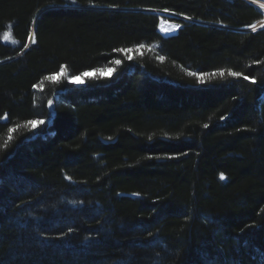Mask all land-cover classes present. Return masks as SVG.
I'll list each match as a JSON object with an SVG mask.
<instances>
[{
	"label": "trees",
	"instance_id": "1",
	"mask_svg": "<svg viewBox=\"0 0 264 264\" xmlns=\"http://www.w3.org/2000/svg\"><path fill=\"white\" fill-rule=\"evenodd\" d=\"M263 19L0 0V264H264Z\"/></svg>",
	"mask_w": 264,
	"mask_h": 264
},
{
	"label": "rangeland",
	"instance_id": "2",
	"mask_svg": "<svg viewBox=\"0 0 264 264\" xmlns=\"http://www.w3.org/2000/svg\"><path fill=\"white\" fill-rule=\"evenodd\" d=\"M246 1L249 2V3H251V4H253L249 0H246ZM257 2L258 1H256V3ZM254 6L259 7L260 9H264V6L263 7L262 6H257V5H254ZM159 28H160V30H161V32L163 34L169 35V34L176 33L178 31V29H179V25L178 24H175L173 22H170L168 20H165L164 18H162ZM248 28L253 29V30L254 29H259V25H257V26L253 25V26L248 27ZM111 71H112L111 69H107V70L101 71L100 74H102V75H110L111 74ZM92 74H94V72L89 73V75H92ZM72 82H74L77 85H81V84H85V79H84V77L79 76V77H76V78L72 79Z\"/></svg>",
	"mask_w": 264,
	"mask_h": 264
},
{
	"label": "water",
	"instance_id": "3",
	"mask_svg": "<svg viewBox=\"0 0 264 264\" xmlns=\"http://www.w3.org/2000/svg\"><path fill=\"white\" fill-rule=\"evenodd\" d=\"M152 12H155V13H158L160 15H165V16H170V17H174V18H178V19H186L184 18L183 16L181 15H178L176 13H173V12H169V11H156V10H152ZM244 31H249V30H253V29H250V28H243ZM8 119V117H4V120L6 121ZM102 141L104 143H111L112 141L111 140H106V139H102ZM223 178H225V176H223ZM121 196H124V197H130V198H134L137 196L136 193L134 192H120L119 193Z\"/></svg>",
	"mask_w": 264,
	"mask_h": 264
},
{
	"label": "built area",
	"instance_id": "4",
	"mask_svg": "<svg viewBox=\"0 0 264 264\" xmlns=\"http://www.w3.org/2000/svg\"><path fill=\"white\" fill-rule=\"evenodd\" d=\"M249 1H251L252 3H256V2H254L252 0H249ZM257 1H258L256 3L257 6H262V7L264 6L263 0H257ZM257 25H259V28H263L264 27V19L259 21L255 26H257Z\"/></svg>",
	"mask_w": 264,
	"mask_h": 264
},
{
	"label": "snow or ice",
	"instance_id": "5",
	"mask_svg": "<svg viewBox=\"0 0 264 264\" xmlns=\"http://www.w3.org/2000/svg\"><path fill=\"white\" fill-rule=\"evenodd\" d=\"M116 63H119V61H116ZM232 75H233V76H239L240 73H235V72H233ZM245 79H247V77H245ZM32 123H34V122H32ZM41 123H43V121H41ZM205 126L207 127V125H205ZM221 178H223V174H221Z\"/></svg>",
	"mask_w": 264,
	"mask_h": 264
},
{
	"label": "bare ground",
	"instance_id": "6",
	"mask_svg": "<svg viewBox=\"0 0 264 264\" xmlns=\"http://www.w3.org/2000/svg\"><path fill=\"white\" fill-rule=\"evenodd\" d=\"M254 2H256L257 0H253ZM263 2H264V0H263ZM252 5H256V3L254 4H252ZM259 8V7H258ZM260 9V8H259ZM261 11H263L264 12V9H260Z\"/></svg>",
	"mask_w": 264,
	"mask_h": 264
}]
</instances>
